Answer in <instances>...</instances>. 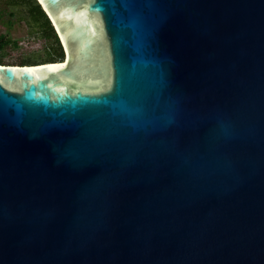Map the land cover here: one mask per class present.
I'll use <instances>...</instances> for the list:
<instances>
[{
  "label": "water",
  "instance_id": "obj_1",
  "mask_svg": "<svg viewBox=\"0 0 264 264\" xmlns=\"http://www.w3.org/2000/svg\"><path fill=\"white\" fill-rule=\"evenodd\" d=\"M65 58L0 64V264H264V0H37Z\"/></svg>",
  "mask_w": 264,
  "mask_h": 264
},
{
  "label": "rangeland",
  "instance_id": "obj_2",
  "mask_svg": "<svg viewBox=\"0 0 264 264\" xmlns=\"http://www.w3.org/2000/svg\"><path fill=\"white\" fill-rule=\"evenodd\" d=\"M58 46L55 38L45 37L40 27L31 21L26 5L16 0H0V58L3 63L50 62L59 56L55 55Z\"/></svg>",
  "mask_w": 264,
  "mask_h": 264
},
{
  "label": "trees",
  "instance_id": "obj_3",
  "mask_svg": "<svg viewBox=\"0 0 264 264\" xmlns=\"http://www.w3.org/2000/svg\"><path fill=\"white\" fill-rule=\"evenodd\" d=\"M19 4H24L27 6L28 14L31 19V21L40 27V31L44 34L47 38H55L56 42L58 43V49L60 51L56 50L55 55H59L56 58L51 59L50 61H60L64 59V50L62 47V44L60 42V39L57 35V32L46 14V12L43 10L41 5L37 0H16ZM0 64H5L2 62V59L0 58ZM25 64H36V62L31 61H24L20 65ZM19 65V64H18Z\"/></svg>",
  "mask_w": 264,
  "mask_h": 264
}]
</instances>
